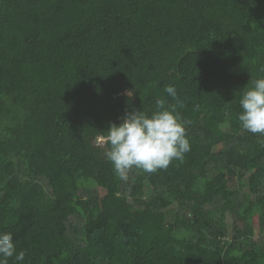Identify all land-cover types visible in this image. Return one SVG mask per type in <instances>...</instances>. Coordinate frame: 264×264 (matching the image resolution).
<instances>
[{"label": "trees", "instance_id": "obj_1", "mask_svg": "<svg viewBox=\"0 0 264 264\" xmlns=\"http://www.w3.org/2000/svg\"><path fill=\"white\" fill-rule=\"evenodd\" d=\"M261 68L264 0H0V232L21 264H264V136L238 120ZM168 85L191 150L122 181L98 138L177 103Z\"/></svg>", "mask_w": 264, "mask_h": 264}, {"label": "clouds", "instance_id": "obj_2", "mask_svg": "<svg viewBox=\"0 0 264 264\" xmlns=\"http://www.w3.org/2000/svg\"><path fill=\"white\" fill-rule=\"evenodd\" d=\"M260 71L264 72V68ZM164 90L177 103L167 104L158 98L151 115L140 110L126 113L119 124H110L106 134L98 138L105 159L122 181H127L132 169L151 174L168 168L174 160L182 163L191 150L186 122L177 111L178 106L183 107L177 89L168 85ZM133 91L129 90L127 95L131 97ZM239 106L242 129L264 136V77L252 81V86L242 92ZM10 259L21 264L25 253L17 252L12 233L0 232V264H9Z\"/></svg>", "mask_w": 264, "mask_h": 264}, {"label": "rangeland", "instance_id": "obj_3", "mask_svg": "<svg viewBox=\"0 0 264 264\" xmlns=\"http://www.w3.org/2000/svg\"><path fill=\"white\" fill-rule=\"evenodd\" d=\"M88 186L90 187V190L94 193V194H103V189L98 187L94 182L90 181L88 183ZM228 222L231 224L232 223V219L229 218L228 219Z\"/></svg>", "mask_w": 264, "mask_h": 264}]
</instances>
